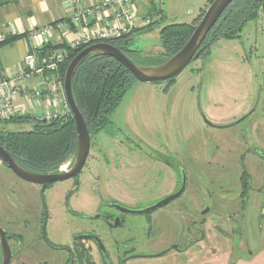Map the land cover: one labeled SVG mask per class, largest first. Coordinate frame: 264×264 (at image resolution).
I'll return each instance as SVG.
<instances>
[{"label": "rangeland", "instance_id": "obj_1", "mask_svg": "<svg viewBox=\"0 0 264 264\" xmlns=\"http://www.w3.org/2000/svg\"><path fill=\"white\" fill-rule=\"evenodd\" d=\"M159 2L166 13L165 24L191 22L194 28L210 4L207 0ZM159 29L134 33L129 48L139 50L141 56L160 55ZM243 115V120L235 122ZM110 120L91 137L81 172L52 183L43 193L39 185L19 179L0 160V227L22 238L17 246L8 241L9 264H61L62 252L50 249L40 238L44 209L48 214L44 227L51 242L68 243L72 232L94 230L109 246L107 226L80 214L92 216L97 205L112 197L132 208H144L178 188L180 170L186 175L184 194L148 213L127 214L126 224L112 229L111 241L119 240L121 252L132 245L139 253L157 251L171 240V219L177 212L183 213L179 221L183 225L179 239H183L178 242L185 248L199 238L198 231L183 230L191 222L186 212L201 218L200 210L208 206L203 229L209 240L213 235L216 238L209 241L210 246L206 238L198 243L200 247L178 254V261L193 255L192 263H200L209 246L214 247L210 260L217 264H264V157L254 152L264 150L262 15L245 24L239 39L213 44L209 56L189 63L171 84L136 81ZM30 129L31 122H0V132ZM71 158L59 170L67 169ZM244 171L249 176L247 186L241 180ZM186 206L190 210L182 209ZM159 215L161 222L153 224L146 237L148 218ZM92 259L100 264L98 253ZM137 262L162 264L163 260L140 258Z\"/></svg>", "mask_w": 264, "mask_h": 264}, {"label": "trees", "instance_id": "obj_2", "mask_svg": "<svg viewBox=\"0 0 264 264\" xmlns=\"http://www.w3.org/2000/svg\"><path fill=\"white\" fill-rule=\"evenodd\" d=\"M211 3L213 0H207ZM149 14L158 18L141 29H135L120 37L80 44L69 51L68 58L60 67L64 78L65 69L74 55L84 47L96 43H109L124 52L132 61L140 65H155L174 55L187 41L194 30L193 23H164L163 11L150 0ZM262 0H232L223 10L189 63L196 59L206 58L211 46L220 40L239 39L248 21L259 18ZM163 21V24H162ZM160 26L158 39L162 53L157 56H141L139 50L129 48L126 43L134 33L150 31ZM1 43H5L4 41ZM67 47V46H56ZM50 49V48H49ZM48 48H43L42 53ZM137 59L145 63H139ZM178 75V74H177ZM176 76L161 82L171 84ZM136 82L134 76L115 59L99 53L84 57L72 80V95L86 123L91 137L110 123L113 111L118 107L125 93ZM0 122H31L28 131L0 132V145L11 155L22 168L36 173L58 172L60 166L67 162L76 151V129L71 113L51 120L40 119L34 115H16ZM73 158H71V161ZM3 162V161H2ZM3 165L6 164L3 162ZM247 186L249 176L244 171L241 175ZM7 235V233H6ZM7 238L9 236L7 235ZM1 261V250H0ZM45 264V263H43Z\"/></svg>", "mask_w": 264, "mask_h": 264}, {"label": "water", "instance_id": "obj_3", "mask_svg": "<svg viewBox=\"0 0 264 264\" xmlns=\"http://www.w3.org/2000/svg\"><path fill=\"white\" fill-rule=\"evenodd\" d=\"M232 0H213L205 12L203 13L201 19L195 26L191 35L185 42V44L171 57L165 61L155 64V65H140L132 61L124 52H122L117 47L106 43V42H96L90 44L79 52H77L74 57L69 61L63 78V87L66 97L67 104L69 106L71 115L73 117L76 129V151L71 164L67 169L59 170L58 172L51 173H36L28 171L21 166H19L11 155L0 145V160L3 161L8 169L19 179L24 180L29 183L42 185L45 187L49 183H54L57 181H64L77 176L87 159L90 152V135L84 121V118L73 98L72 95V80L74 74L84 59L85 56L92 53H99L105 56H109L119 62L124 66L129 72L134 76L135 80L142 83H153L166 81L177 74H179L185 66L189 64L197 49L201 45L205 36L212 28L216 20L219 18L223 10ZM261 14L264 18V0L261 3ZM131 41V38L126 40V43ZM257 153L264 157V150L259 149ZM181 171V183L177 190L168 194L164 198L158 200L157 202L150 204L144 208H129L119 205L122 211L128 213H148L157 208H160L174 199L181 196L186 185V175L184 170ZM207 208L202 211L205 213ZM116 225V224H115ZM98 239V238H97ZM99 241V239H98ZM99 249L105 252V248L99 241ZM0 250H1V261L0 264H9L11 260V249L8 242V238L5 230L0 227Z\"/></svg>", "mask_w": 264, "mask_h": 264}, {"label": "crops", "instance_id": "obj_4", "mask_svg": "<svg viewBox=\"0 0 264 264\" xmlns=\"http://www.w3.org/2000/svg\"><path fill=\"white\" fill-rule=\"evenodd\" d=\"M106 0H0V32L5 36L0 43V80L15 77L23 68V56L28 53L39 55L43 48L67 46L86 25L90 30H99L117 23L113 10L82 17L81 23L73 24V13L100 4ZM166 13L159 0H152ZM137 15L149 12L150 2H136L133 5ZM61 24L57 27L56 24ZM49 28L45 33L42 29ZM38 77L27 81L28 87L37 85ZM16 115H38L52 109L43 101L26 100L19 96L14 101Z\"/></svg>", "mask_w": 264, "mask_h": 264}, {"label": "built area", "instance_id": "obj_5", "mask_svg": "<svg viewBox=\"0 0 264 264\" xmlns=\"http://www.w3.org/2000/svg\"><path fill=\"white\" fill-rule=\"evenodd\" d=\"M140 1L150 0H106L74 12L71 17L73 24L81 23L82 17L86 15L105 13L107 9L113 10L117 23L96 31L84 25L79 35L67 47L49 49L43 53L40 52L38 56L27 52L22 59V70L13 78L0 80V118L8 119L16 114L14 101L19 96H23L26 100H40L52 105V109L35 115L40 119L48 121L71 113L60 71L61 65L68 58L69 51L80 44L120 37L150 24L155 19L153 14L147 12L144 15H137L134 11V3ZM56 26L60 27L61 24L57 23ZM48 30L49 28H45L41 32L45 33ZM4 38V34L0 32V43L4 41ZM34 77H38L39 81L35 87L29 88L27 81Z\"/></svg>", "mask_w": 264, "mask_h": 264}, {"label": "flooded vegetation", "instance_id": "obj_6", "mask_svg": "<svg viewBox=\"0 0 264 264\" xmlns=\"http://www.w3.org/2000/svg\"><path fill=\"white\" fill-rule=\"evenodd\" d=\"M253 111V110H252ZM246 116H241L238 120H236L235 122H239L241 120H243ZM91 143V140H90ZM91 146V144H90ZM262 149V148H256L254 149V152L256 155L260 156L257 153V150ZM76 177V176H75ZM73 177V178H75ZM75 185H74V190H76L78 188V181L75 180ZM181 180L179 182V186H180ZM52 183L47 184L45 187H43L42 185H39L41 188V193H43V191L49 187ZM178 186V188H179ZM186 187H187V182L185 185V189L183 191V193L181 195L184 194V192L186 191ZM177 188V189H178ZM176 189V190H177ZM104 202L102 205L99 204L96 206L95 210L96 212L91 216V215H84V214H80L81 218H87L89 220L91 219H98L101 221V223H103L104 225L107 226V228L110 230L109 234H107L106 239L108 241V243L110 244L109 246L105 245V243L103 242L102 238L99 236V234L94 231V230H80V231H76V232H72L69 235V242L68 243H64V244H55L53 242H51L46 235V231H45V221L48 217V214L46 212V210H43L42 213V218L40 219V224H41V230H40V238L42 239V241L47 245V247H49L50 249L53 250H59L60 252H62V255H59V258L62 257V262L61 264H97V262L95 260L92 259L93 257V253L96 252L98 253L99 257H100V264H137L136 261L140 258H159L162 259L163 262L162 264H194L193 262V258L194 256L192 255L191 257L188 258V260H183V261H178V254H184L185 252H187L191 247L198 245V243H202L206 240L209 242H213L214 238H216L215 235H213L212 238H210L207 234H205L203 227H205L206 225V218H205V214L207 213L209 207L206 206L205 208H203L202 210H200L199 215L201 218H194L193 214L191 212H186V220H190V224L188 227H184L183 230H187L188 232L194 230V231H198L199 232V238L190 241V243L186 244L185 248H182L180 246V242H178L180 239H183V237H180V233L181 230L183 228L182 223H179V221L181 220V218L183 217V213L179 214L177 212H175L174 217L171 219L173 220V225H174V234L173 232H169L168 238L170 237V241L167 243H165L164 245L161 246L160 249H158L157 251H154L152 253H139L137 250V247L135 245L130 246L128 249L124 250V251H120L119 249V240H112L111 238H114L113 236V231L112 229H116V228H121L126 224V215L129 214L128 212H124L121 210V208L119 207V205L121 206H125V207H129V204L123 202L121 199L112 197L109 198L106 201H102ZM173 208V207H172ZM207 208V211L205 213H202L203 210H205ZM182 209L184 211H188L190 210L188 208V206L182 207ZM175 211V210H174ZM72 213H74L75 215H78V212L76 211H71ZM149 217V216H148ZM162 215H159V218H148V233L146 235V237H149V232L150 229L152 228V225L155 223H160V219H161ZM162 220V219H161ZM158 221V222H156ZM116 224V225H115ZM162 230H164L166 228V225L163 223L162 225ZM172 227V225H170ZM165 231V230H164ZM184 231V232H185ZM9 236L8 241L13 240L14 244L17 246L18 242L22 241V238L19 237V235H13V234H7ZM101 242V244L103 245V247L105 248V252H102L99 249V241ZM217 238H221L220 236ZM186 240H188L186 238ZM189 241V240H188ZM206 244V245H212V244ZM218 242V241H216ZM22 246V245H21ZM199 247L201 245H198ZM209 246L207 247V254H203L204 256L201 255L202 261L200 263H196V264H217L216 260H210V255L209 253L212 252V249L214 248H209ZM203 247V246H202ZM110 248V249H109ZM45 253V251H44ZM122 253V254H121ZM200 258V259H201ZM214 259L216 257H213ZM45 263L47 264V262L43 261L42 264ZM23 264H25L23 262ZM139 264V263H138Z\"/></svg>", "mask_w": 264, "mask_h": 264}]
</instances>
